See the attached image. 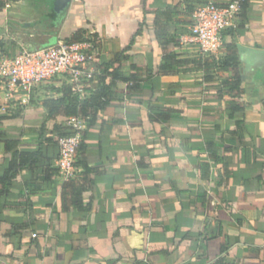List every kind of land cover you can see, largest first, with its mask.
I'll use <instances>...</instances> for the list:
<instances>
[{"label":"crops","instance_id":"1","mask_svg":"<svg viewBox=\"0 0 264 264\" xmlns=\"http://www.w3.org/2000/svg\"><path fill=\"white\" fill-rule=\"evenodd\" d=\"M53 1H0V55L11 44L17 51L81 35L97 40V61L130 45L123 71L134 63L139 75L155 73L141 87L116 82L123 100L79 119L93 181L82 191L83 212L62 208L60 175L36 193L24 185L25 168L12 185L1 182L12 152L36 146L46 109L35 89L0 85V264H264V0H247L232 27L243 117H229L218 97L224 73L209 81L201 67L156 73L166 50L201 61L225 53L226 33L217 54L191 40L181 0H71L60 14ZM158 25H168L166 48ZM5 139L17 145L8 149ZM45 152L56 157L57 144ZM77 173L82 179L84 168Z\"/></svg>","mask_w":264,"mask_h":264},{"label":"trees","instance_id":"2","mask_svg":"<svg viewBox=\"0 0 264 264\" xmlns=\"http://www.w3.org/2000/svg\"><path fill=\"white\" fill-rule=\"evenodd\" d=\"M3 1V0H0ZM185 5V9L189 12L190 21L192 24L191 14L193 10L204 3V0H181ZM228 0L224 5L226 6ZM218 6H223L219 5ZM247 6V0H240V10L238 16L242 15L243 10ZM168 25H158L155 30V35L160 44L166 48L170 41H166ZM229 26L223 30L222 34H227L228 41L224 42L225 53L218 59L212 57L208 61L196 59H178V56L173 51H165L161 57L160 63L157 66L156 73L158 74H179L189 71L198 70L199 67L203 70L204 81H209L214 78L212 72L224 73V76L218 74L219 83L217 86L218 97L222 99L226 97L225 112L229 117H243L244 108L239 105L238 97L243 92L241 78V61L239 55V47L236 44L235 29ZM53 32L55 30H52ZM181 32L174 34L175 39H179ZM81 35H76L74 39L79 40H94L92 38H81ZM165 40V41H164ZM67 41V40H66ZM6 41L1 40L0 46L6 49ZM16 46L11 44L7 54L13 56ZM19 49V48H18ZM130 45L121 51L115 52L112 57L106 62H95V73L91 83H96L95 88L90 85L86 88V94L79 96L71 90L70 85L66 82L60 84L58 88L54 86L52 92L55 91V96L45 97L42 100V105L46 109V116L40 126L36 137L35 147L19 148L12 152L10 160L1 175V182L5 185H12L22 169H28L30 175L24 179V185L30 193H36L44 189L45 184L53 180L59 175L56 166V157H50L45 150L49 146L56 145L60 137L72 134L75 128L69 122L71 117H76L85 121H91L95 118L96 113L105 109L114 101H122L123 93L118 92L115 87L116 82L131 83L129 87H141V82L144 79L151 77L155 72L146 70L144 75H139L141 67L134 63L130 65V72L123 71V65L129 58L128 50ZM90 83V84H91ZM2 135L0 134V140ZM8 149H13L17 145V140H7ZM85 149V142L80 137L79 146L76 152L75 166L84 168L83 178L78 177V173L67 179L60 186L61 206L64 210L75 209L77 211H87L88 203L82 201V191L85 186L92 187L93 181L89 177L88 172L91 168L82 160L80 153Z\"/></svg>","mask_w":264,"mask_h":264},{"label":"built area","instance_id":"3","mask_svg":"<svg viewBox=\"0 0 264 264\" xmlns=\"http://www.w3.org/2000/svg\"><path fill=\"white\" fill-rule=\"evenodd\" d=\"M240 10V0L218 6L216 0H204L192 14L190 38L206 54H217L222 46L223 30L235 24ZM97 40L66 41L38 47H20L13 56L0 55V85L9 92H31L42 82L62 77L73 93L83 96L95 73L98 58ZM10 94V93H9ZM69 122L75 132L57 141L56 166L63 179L77 173L76 152L80 142V122L71 117Z\"/></svg>","mask_w":264,"mask_h":264},{"label":"rangeland","instance_id":"4","mask_svg":"<svg viewBox=\"0 0 264 264\" xmlns=\"http://www.w3.org/2000/svg\"><path fill=\"white\" fill-rule=\"evenodd\" d=\"M40 40H44L46 39V37H44L43 35L39 38ZM22 47L25 48H30V46L27 45H22ZM63 82H65V80L62 77H55L52 78L51 80L42 82L41 84L37 85L34 89L35 91H37V95L36 98L41 100L42 98L51 96V91L54 88V86L56 84H62ZM47 92V93H46Z\"/></svg>","mask_w":264,"mask_h":264},{"label":"water","instance_id":"5","mask_svg":"<svg viewBox=\"0 0 264 264\" xmlns=\"http://www.w3.org/2000/svg\"><path fill=\"white\" fill-rule=\"evenodd\" d=\"M71 0H54L53 1V6H52V11L55 14H60L64 12V10L67 8ZM30 23L26 22L24 23V26H28Z\"/></svg>","mask_w":264,"mask_h":264}]
</instances>
